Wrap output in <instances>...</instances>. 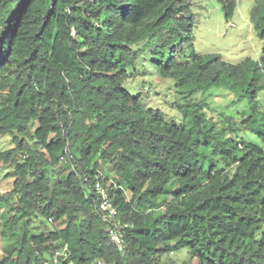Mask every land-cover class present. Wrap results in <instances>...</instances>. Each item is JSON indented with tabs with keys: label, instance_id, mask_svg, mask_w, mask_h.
<instances>
[{
	"label": "trees",
	"instance_id": "trees-1",
	"mask_svg": "<svg viewBox=\"0 0 264 264\" xmlns=\"http://www.w3.org/2000/svg\"><path fill=\"white\" fill-rule=\"evenodd\" d=\"M220 2L231 19L237 1ZM194 6L0 0V142L16 143L0 149L15 175L0 194L11 240L0 264H46L64 245L59 264H189L164 258L183 248L199 264H264V54L232 64L197 52ZM251 22L264 39V0ZM140 65L173 80L180 124L129 91ZM213 87L249 107L215 110ZM98 180L127 224L123 250Z\"/></svg>",
	"mask_w": 264,
	"mask_h": 264
},
{
	"label": "rangeland",
	"instance_id": "rangeland-1",
	"mask_svg": "<svg viewBox=\"0 0 264 264\" xmlns=\"http://www.w3.org/2000/svg\"><path fill=\"white\" fill-rule=\"evenodd\" d=\"M196 6L193 11L198 15V24L194 28L193 47L199 53H217L226 62L236 64L246 58L260 61L264 54V39L261 38L252 22L251 10L255 0H236L237 7L231 19H227L220 0H194ZM198 1V2H197ZM150 65V64H149ZM147 65L144 70L139 66L140 73L130 77L127 81L129 91L134 95H143L142 98L149 106L160 109L167 117V120L180 124L182 120L181 111L174 106L175 95L172 79H164L157 72ZM213 87L209 91L217 93L216 96H209L208 101L215 110L232 112L236 109H247L249 102L244 99L234 103L235 95L227 88ZM199 94L198 97H202ZM260 108L264 111V89L258 94ZM209 115L216 117V111L209 109ZM241 137V135H239ZM250 139V137H248ZM256 143L263 145L262 140L256 139ZM16 146L10 134L1 137L0 149L11 150ZM14 166L3 161L0 162V194L12 190L15 175ZM6 210L5 204H0V215ZM10 239L3 237L0 226V256L3 249L10 243ZM173 245L175 243H172ZM164 258H171L176 263L188 261L189 264H199L198 260H192L188 248L180 251L165 254Z\"/></svg>",
	"mask_w": 264,
	"mask_h": 264
},
{
	"label": "built area",
	"instance_id": "built-area-1",
	"mask_svg": "<svg viewBox=\"0 0 264 264\" xmlns=\"http://www.w3.org/2000/svg\"><path fill=\"white\" fill-rule=\"evenodd\" d=\"M97 194L101 197L98 199V210L101 213L102 219L107 222H113L114 226L110 229L109 235L111 240L117 245L120 250L124 248V227L127 224H123L121 221H115L118 217V209L113 204L109 195L108 187H104L102 182L98 180L95 183ZM50 222H54L53 219H49ZM69 255L68 245H64L61 248H57L53 251L51 257L46 261V264H59L61 260L67 259ZM95 264H107L104 260L99 259Z\"/></svg>",
	"mask_w": 264,
	"mask_h": 264
}]
</instances>
